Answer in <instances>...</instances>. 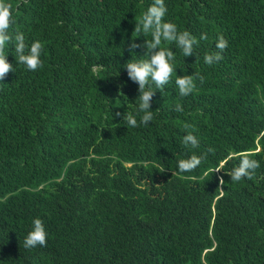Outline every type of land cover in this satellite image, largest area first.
<instances>
[{"label":"trees","instance_id":"trees-1","mask_svg":"<svg viewBox=\"0 0 264 264\" xmlns=\"http://www.w3.org/2000/svg\"><path fill=\"white\" fill-rule=\"evenodd\" d=\"M152 2L0 0L9 32L42 44L36 71L8 45L0 80V264H264V0H165L164 19L198 43L185 57L161 43L176 73L153 120L130 127L139 92L123 65L147 59L129 45L152 39L135 28ZM176 74L195 78L188 96ZM192 155L200 165L179 170ZM244 155L260 167L233 181ZM35 217L47 243L25 248Z\"/></svg>","mask_w":264,"mask_h":264},{"label":"clouds","instance_id":"clouds-1","mask_svg":"<svg viewBox=\"0 0 264 264\" xmlns=\"http://www.w3.org/2000/svg\"><path fill=\"white\" fill-rule=\"evenodd\" d=\"M165 0H153L146 8L139 23L135 24L138 32L151 33L152 39L145 40L143 45L131 42L129 50L132 54H136L133 49L143 47L144 55L147 59H140L137 56L135 60H128L123 68L126 69L128 78L138 84L139 104L133 114L123 117L126 119L127 125L130 127H138L140 125H148L154 118L153 111L150 108L152 97L157 90L163 89L169 83L173 72L176 73L174 66V52L168 48H160L162 42L174 43L180 49L183 56L194 54V46L198 41L188 31H179L175 23L167 21L164 17L167 14ZM11 20L10 7L0 5V80H3L6 74L14 72L13 63L8 61L6 49L8 45L14 47L18 63L25 66L27 70L36 71L42 65L41 54L42 44L39 40H34L31 44L26 42L23 32H9ZM200 39H207L206 34H201ZM215 47L219 51L205 54L204 63L213 65L222 59V52L228 47V41L223 37H218ZM131 61V62H129ZM202 79V77H200ZM175 85L179 90L181 97L188 96L195 88V78L193 75H177ZM176 111H183L181 105H176ZM139 117V119H137ZM185 145L196 148L199 140L191 132L183 137L182 141ZM201 163V157L192 155L187 159L178 162V168L181 171H190ZM260 167L258 160L244 155L240 158L238 165L232 170L231 180L240 181L242 178H250L253 171ZM47 230L43 219L35 217L31 221V228L24 237L25 248H35L37 246H45L47 243Z\"/></svg>","mask_w":264,"mask_h":264}]
</instances>
